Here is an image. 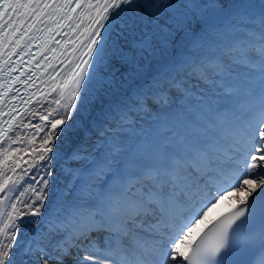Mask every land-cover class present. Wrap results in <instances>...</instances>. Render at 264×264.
Instances as JSON below:
<instances>
[{
  "label": "snow or ice",
  "instance_id": "obj_1",
  "mask_svg": "<svg viewBox=\"0 0 264 264\" xmlns=\"http://www.w3.org/2000/svg\"><path fill=\"white\" fill-rule=\"evenodd\" d=\"M0 264H264V0H0Z\"/></svg>",
  "mask_w": 264,
  "mask_h": 264
},
{
  "label": "bare ground",
  "instance_id": "obj_2",
  "mask_svg": "<svg viewBox=\"0 0 264 264\" xmlns=\"http://www.w3.org/2000/svg\"><path fill=\"white\" fill-rule=\"evenodd\" d=\"M235 195L230 196L226 198L225 200L221 201L215 209L212 210V212L209 214L208 220L212 221L216 219L217 217L221 216L224 213H227L230 211L233 201L235 200Z\"/></svg>",
  "mask_w": 264,
  "mask_h": 264
},
{
  "label": "rangeland",
  "instance_id": "obj_3",
  "mask_svg": "<svg viewBox=\"0 0 264 264\" xmlns=\"http://www.w3.org/2000/svg\"><path fill=\"white\" fill-rule=\"evenodd\" d=\"M148 119H151V118H148ZM145 126H147V124Z\"/></svg>",
  "mask_w": 264,
  "mask_h": 264
}]
</instances>
